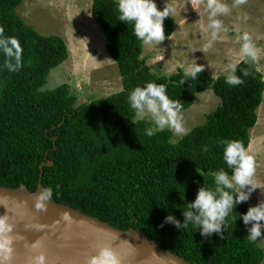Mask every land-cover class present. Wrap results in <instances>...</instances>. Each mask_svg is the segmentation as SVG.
<instances>
[{"label":"trees","instance_id":"1","mask_svg":"<svg viewBox=\"0 0 264 264\" xmlns=\"http://www.w3.org/2000/svg\"><path fill=\"white\" fill-rule=\"evenodd\" d=\"M21 2L0 0V25L23 48L18 72L3 67L0 53V185L35 191L48 151L54 163L44 166L42 185L53 189V201L122 230L139 229L192 264H261L264 250L259 240L249 241L251 225L239 218L251 207L247 201L236 205L220 235L202 237L195 226L178 230L165 222L171 213L183 223V211L198 190L215 187L212 173L224 168L231 175L220 141L240 140L247 149L264 91L255 61L249 58L238 65L242 85L230 86L225 75L213 77L206 71L181 84L183 70L161 76L145 64L133 24L119 21V1L92 0V16L117 63L122 89L78 104L67 83L44 89L50 70L67 58V44L61 36H44L28 25L16 11ZM173 29L170 15L164 20L165 37ZM245 71L248 76L242 75ZM148 82L165 84L183 110L209 88L220 103L177 142L170 129L149 137L146 129L153 125L134 120L128 103L129 93ZM204 145L208 152L201 151Z\"/></svg>","mask_w":264,"mask_h":264},{"label":"rangeland","instance_id":"2","mask_svg":"<svg viewBox=\"0 0 264 264\" xmlns=\"http://www.w3.org/2000/svg\"><path fill=\"white\" fill-rule=\"evenodd\" d=\"M219 2L227 4L230 12L212 18L222 22V29L212 40L214 30L208 28L211 10L207 0H155L158 10L168 4L174 9V29L171 36L157 45L142 44L141 58L152 72L169 76L195 63L203 65V71L213 77L226 76L227 65L239 59L243 41L237 40L246 32L258 50L254 61L264 80V0H245L238 5L235 0ZM91 3L92 0H22L16 8L22 19L41 35H58L65 40L68 56L50 70L44 89L67 83L77 94L78 104L122 89L119 68L107 51L103 30L92 16ZM210 40L211 48L203 51V45ZM219 103V97L210 88L198 93L194 103L182 111L185 126L192 129L203 124L206 115ZM256 113L247 150L256 159L254 179L260 189L251 193L247 201L251 207L264 200V91ZM134 120L139 119L135 116ZM181 138L172 131L173 142ZM258 245L264 250V239H259Z\"/></svg>","mask_w":264,"mask_h":264},{"label":"clouds","instance_id":"3","mask_svg":"<svg viewBox=\"0 0 264 264\" xmlns=\"http://www.w3.org/2000/svg\"><path fill=\"white\" fill-rule=\"evenodd\" d=\"M243 4L245 0H235ZM92 5V3H91ZM207 8L211 10V23L208 28L213 29L212 40L216 39L217 32L222 29V22L212 19L218 14L227 15L230 8L219 0H207ZM119 21L132 23L134 35L144 45H157L165 39L164 20L174 9L168 4L163 10H158L155 0H119ZM227 31V29H224ZM212 40L203 45L202 50L207 51L212 46ZM243 41L240 47L239 59L227 65L225 82L230 86L244 83L238 76L237 68L247 59L255 60L258 56L256 45L248 33L239 36L237 43ZM0 53L5 57L3 67L9 72H18L23 67V48L18 37L6 36L5 28L0 25ZM203 71V65L193 63L183 72L184 79L196 80L197 75ZM248 76L247 71L242 73ZM128 103L140 120L148 118L153 125L146 129L147 136L151 137L158 131L171 129L176 135L184 137L190 134L191 129L185 126L182 115L183 104L180 100L171 99L165 84L148 82L143 86L135 87L128 95ZM223 145V159L231 169V175L224 168L212 173L215 187H201L195 199L186 205L183 211V223L169 213L165 222L173 224L178 230L186 229L189 225L195 226L202 237L211 236L213 233L220 235L226 227V219L234 211L236 205L250 199L251 193L260 189L254 179L256 175V159L250 154L240 140L220 141ZM210 149L204 145L201 149L208 152ZM53 189L44 188L37 196L36 206L43 209L45 202L52 199ZM244 225H251L248 231L249 241L264 239V200L256 206L250 207L245 214L239 215ZM163 227V225H161ZM11 231V226L6 223V217H0V253L2 259L7 261L12 253V239L6 233ZM37 264H44L43 254L35 257ZM89 264H119L118 258L110 248H101L97 255L89 260Z\"/></svg>","mask_w":264,"mask_h":264},{"label":"water","instance_id":"4","mask_svg":"<svg viewBox=\"0 0 264 264\" xmlns=\"http://www.w3.org/2000/svg\"><path fill=\"white\" fill-rule=\"evenodd\" d=\"M47 155L48 151L39 166L35 191L23 185H0V217H6L11 226L6 235L12 239L11 257L4 261L0 253V264H37L35 257L41 254L44 264H89L104 247L111 249L119 264H192L161 248L159 241L149 239L139 229L122 230L52 199L43 209L37 208L44 166L54 163Z\"/></svg>","mask_w":264,"mask_h":264}]
</instances>
